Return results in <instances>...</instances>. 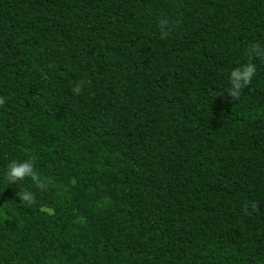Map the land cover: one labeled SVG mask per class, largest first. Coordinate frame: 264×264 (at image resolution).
<instances>
[{"label":"trees","instance_id":"obj_1","mask_svg":"<svg viewBox=\"0 0 264 264\" xmlns=\"http://www.w3.org/2000/svg\"><path fill=\"white\" fill-rule=\"evenodd\" d=\"M254 43L264 0H0V264H264Z\"/></svg>","mask_w":264,"mask_h":264},{"label":"clouds","instance_id":"obj_2","mask_svg":"<svg viewBox=\"0 0 264 264\" xmlns=\"http://www.w3.org/2000/svg\"><path fill=\"white\" fill-rule=\"evenodd\" d=\"M161 24L165 25L167 21H161ZM249 52L257 57H264V46L254 43L250 46ZM255 71V65L252 63H246L232 70L229 76L227 95L233 98L238 97L241 90L249 85ZM72 91L78 94L81 91L80 85L77 84ZM3 102V100H0V104ZM4 177L10 185H17L18 182L30 179L32 185L38 189L45 190L47 187L46 182L36 172L32 159L11 160L6 166ZM16 195L19 197L21 205L30 206L34 203V193L30 190L20 189Z\"/></svg>","mask_w":264,"mask_h":264}]
</instances>
